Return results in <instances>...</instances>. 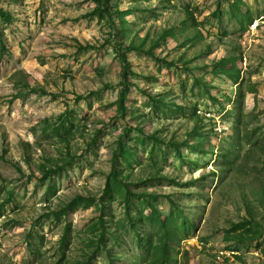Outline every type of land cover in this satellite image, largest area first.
Instances as JSON below:
<instances>
[{"label": "rangeland", "instance_id": "1", "mask_svg": "<svg viewBox=\"0 0 264 264\" xmlns=\"http://www.w3.org/2000/svg\"><path fill=\"white\" fill-rule=\"evenodd\" d=\"M105 1L0 0V264H264V0Z\"/></svg>", "mask_w": 264, "mask_h": 264}, {"label": "trees", "instance_id": "2", "mask_svg": "<svg viewBox=\"0 0 264 264\" xmlns=\"http://www.w3.org/2000/svg\"><path fill=\"white\" fill-rule=\"evenodd\" d=\"M97 3V11H100V15L103 16L104 14L108 13L107 10V4L105 0H94ZM119 60L120 64L123 70V76H126L127 72L130 71L129 62L127 61V58L122 53L121 48H119ZM27 88L35 90L33 88H30V86L27 84ZM231 167V166H230ZM229 168V166H228ZM230 174L232 175L235 173V170H231ZM79 200V199H78ZM78 200H74V204L79 203ZM244 227L241 228L243 230ZM149 245L146 250V258L144 259L145 264H167L168 263V253L170 252L168 250L167 242L165 240V237L158 239L156 244H152V242L149 241ZM171 250V249H170Z\"/></svg>", "mask_w": 264, "mask_h": 264}]
</instances>
